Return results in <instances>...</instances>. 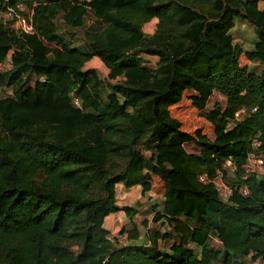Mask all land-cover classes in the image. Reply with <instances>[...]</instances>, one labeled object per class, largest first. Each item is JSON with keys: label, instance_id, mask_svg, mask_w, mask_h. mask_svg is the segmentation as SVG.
Returning a JSON list of instances; mask_svg holds the SVG:
<instances>
[{"label": "trees", "instance_id": "16d2710c", "mask_svg": "<svg viewBox=\"0 0 264 264\" xmlns=\"http://www.w3.org/2000/svg\"><path fill=\"white\" fill-rule=\"evenodd\" d=\"M258 1L264 0H0V11L18 2L31 8L34 27L22 34L11 28L13 19L11 27L0 21V64H10L0 70V88L10 90L0 98V264L264 260V176L245 168L249 152L264 160ZM57 13L81 31L80 43L74 33L66 39L57 32ZM235 18L253 26L252 49L233 44ZM151 19L154 29L145 34ZM241 53L252 66L239 65ZM139 54L155 57L154 66ZM92 57L120 79L110 83L83 69ZM185 91L191 107L204 111L211 138L198 128L181 130L169 114ZM213 93L223 105L207 108ZM239 108L244 113L234 118ZM227 159L233 170L223 168ZM118 161L124 163L116 171ZM228 171L231 193L223 200L214 183ZM152 176L162 182V200L158 210L152 205L151 222L172 234L151 229L139 245H117L103 227L120 209L115 184L145 192ZM124 213L127 237L135 238L134 212ZM212 238L219 247H211ZM170 239L167 250L160 247Z\"/></svg>", "mask_w": 264, "mask_h": 264}, {"label": "rangeland", "instance_id": "374dc122", "mask_svg": "<svg viewBox=\"0 0 264 264\" xmlns=\"http://www.w3.org/2000/svg\"><path fill=\"white\" fill-rule=\"evenodd\" d=\"M0 21L7 23V25L11 27V24L8 23L5 17L2 16V11H0ZM88 23H91L90 19H87V24ZM54 24L56 26L57 32L61 33L64 38L69 39L68 34L74 33V37H75L74 41L77 40L76 42L78 43L81 42V39H82L81 31L78 29L69 28L65 26L60 18V13L56 14L54 18ZM154 25H155V19H151L147 23L143 24L142 31L145 34H150L154 29ZM253 32H254L253 26L251 24H249L248 22L244 20H239V18H236L234 20V27L231 30L233 44L239 45L242 50L252 49L253 41L255 39V35ZM76 42H72V43L75 44ZM48 45H52V44H48ZM9 53L10 52H8L7 57L9 56ZM139 56L141 57L142 63L145 66H148V67L154 66L156 62L155 57L148 56L145 54H139ZM5 60L6 61L0 65V70H5L9 68L10 64L7 59ZM238 63L240 66H245L247 68L252 66V64L249 63L244 58L242 53L239 55ZM86 68H93L96 71L97 76L101 80L109 81L110 83H114L120 79L116 77L115 78L109 77L107 75V70L103 68V66L100 64V62L95 57H92L88 62H86L83 65V69H86ZM32 83H33V78H30L29 84H32ZM8 95H10V90L8 89V87L0 88V98L4 96H8ZM188 95H189V92L185 91L183 93L182 100L177 105L168 108L169 114L172 117L176 118L181 123L180 125L181 130L192 133L194 129L198 128L202 133H204L206 136L211 138L212 137V127L208 122H206L203 119L202 113L204 111H197L196 109L191 107L189 100L187 99ZM213 103H218L222 106L223 97L217 93H213V95L210 97L207 103V108H211ZM232 123H235V122H231L230 125H232ZM184 148L188 153L197 152L193 144H185ZM123 163H124L123 161H118V164L116 163L117 166L115 170L117 171L123 165ZM232 179H233V176L228 171L226 172V176L220 177V181L219 180L216 181V184L217 186L221 187V185H226V182L232 181ZM126 192L127 194H125V196L123 197L121 201L123 204L121 203L120 204L124 206V207L122 206L123 212H124V209H127V208H130L133 210L134 213L132 214L131 218L134 221V223L137 224V226H139V229L141 230L140 238H138V234H139L138 231H137V237L135 238L127 237V232L131 230V227L128 224L127 227H123L124 232L122 234H120V229L114 232V235H115L114 239L117 245L127 244L131 240H133V242H140V243L145 242L146 240L141 235L142 231H144L143 227L145 226L148 227L147 230L159 229L161 232L166 231L172 234V230L169 229L165 224L163 226H160L158 223H153L150 220L153 214L152 205H154V209L158 210L159 201L162 198L161 196L162 182H160L158 178H156L155 176H152V179L150 181V189L145 192L141 191L140 186L130 187L126 189ZM115 198H116V195H115ZM171 239L167 243L166 242L163 243L160 241L159 242L160 247L163 248L164 250L165 249L167 250ZM210 244H211V247H215V248L219 247V243L216 241L215 238H212V240L210 241ZM188 246H192L194 250H198V248L192 245L191 243H189ZM71 249L73 250V252H76L77 247L73 246ZM248 264H264V260H257L254 263H248Z\"/></svg>", "mask_w": 264, "mask_h": 264}, {"label": "built area", "instance_id": "2783aa9c", "mask_svg": "<svg viewBox=\"0 0 264 264\" xmlns=\"http://www.w3.org/2000/svg\"><path fill=\"white\" fill-rule=\"evenodd\" d=\"M32 9L26 7L22 3L18 2L14 6H5V10L2 11V16L5 17L6 20L13 19L12 22V28L17 33L22 34H31L34 32V27L31 19ZM1 65V64H0ZM73 104L75 107L79 108V100L77 98L72 99ZM244 110L242 108H239L234 113V118H238L239 115L243 114ZM223 168L233 170L232 164L230 163V160H224ZM245 168L246 171L251 172L255 174L258 177L264 176V160L263 158L255 154L253 152H249L246 156V162H245ZM200 181H205V174L199 175ZM214 185L217 188L219 196L225 200L231 193V189L226 185L217 186L216 183ZM241 192L244 194L246 193L245 187L241 188Z\"/></svg>", "mask_w": 264, "mask_h": 264}, {"label": "crops", "instance_id": "0c3cea01", "mask_svg": "<svg viewBox=\"0 0 264 264\" xmlns=\"http://www.w3.org/2000/svg\"><path fill=\"white\" fill-rule=\"evenodd\" d=\"M257 7L258 9H261V10H264V1H258L257 2ZM236 19V18H235ZM234 19V20H235ZM240 20V19H239ZM234 27V26H233ZM232 27V28H233ZM232 30V29H231ZM231 30H230V33H231ZM232 35V34H231ZM248 50V49H246ZM245 49L242 50V52H244ZM135 186H138V185H135ZM133 187V186H132ZM139 187V186H138ZM135 189V188H133ZM132 189V190H133ZM125 194H127L126 192V189L120 184V183H116L115 184V195H116V198H115V204L120 208L118 211L116 212H112V213H109L108 215H106V217L104 218V222H103V227L104 229L107 231L108 233V236L110 238H114L115 235H114V232L118 231L119 229L120 230H123V227H127L128 224L130 225L129 223V219L128 217L126 216V214L123 212V204L121 201L123 199V197L125 196ZM161 196H162V192H161ZM162 200V198H161ZM121 203V204H120ZM123 206V207H122ZM152 217V216H151ZM127 218V219H126ZM132 220V218H130ZM151 220V219H150ZM133 224L135 225V228L136 230L138 231V238H140V229H139V226H137V224L134 223V221L132 220ZM146 224V222H145ZM131 227V225H130ZM147 226L143 227V230L141 235L143 237H145V235L147 234L148 230H147ZM127 229V228H126ZM151 230V229H150ZM124 232V230H123ZM137 241V240H135ZM160 242V241H159ZM158 242V243H159ZM130 244H135V245H139L141 244L140 242H133V240H131L129 242ZM192 247V246H190Z\"/></svg>", "mask_w": 264, "mask_h": 264}]
</instances>
